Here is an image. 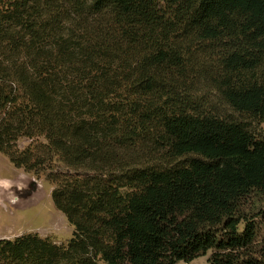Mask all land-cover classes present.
Returning a JSON list of instances; mask_svg holds the SVG:
<instances>
[{"label":"trees","instance_id":"trees-1","mask_svg":"<svg viewBox=\"0 0 264 264\" xmlns=\"http://www.w3.org/2000/svg\"><path fill=\"white\" fill-rule=\"evenodd\" d=\"M38 1L0 0V152L74 232L0 239V264H264V137L221 111L264 122V0H76L78 40Z\"/></svg>","mask_w":264,"mask_h":264},{"label":"rangeland","instance_id":"rangeland-1","mask_svg":"<svg viewBox=\"0 0 264 264\" xmlns=\"http://www.w3.org/2000/svg\"><path fill=\"white\" fill-rule=\"evenodd\" d=\"M75 1L48 0L52 3L48 8L41 7L45 1H38L41 8L39 14L43 20L55 16V12L59 10L62 14L54 28H49L53 37L65 39L72 35L73 39L78 40L81 35L86 34L84 29L95 28L97 22L94 15L88 14L86 6L80 7V4L78 5L80 9L77 10ZM195 53L199 63L210 64L215 57L201 51ZM196 86L210 96L212 101H216L215 90L207 86L206 81L198 80ZM221 111L245 123L256 137H264V122L247 114L234 112L227 106L221 107ZM28 143L29 141L24 138L18 145L24 148ZM53 187L45 174L36 175L23 168H17L0 152V239H13L22 234L32 233L57 245H65L73 235L74 226L55 206L51 197ZM251 202L253 205H248L247 209L250 212L259 211L256 218L258 231L256 246H261L264 244V197L253 196ZM211 253L212 250H208L206 254L189 262L179 260L176 264H210Z\"/></svg>","mask_w":264,"mask_h":264}]
</instances>
